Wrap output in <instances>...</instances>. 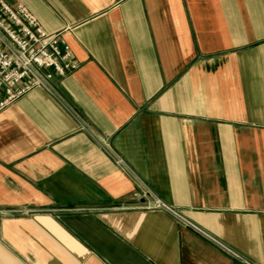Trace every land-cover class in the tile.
<instances>
[{
    "label": "crops",
    "instance_id": "obj_1",
    "mask_svg": "<svg viewBox=\"0 0 264 264\" xmlns=\"http://www.w3.org/2000/svg\"><path fill=\"white\" fill-rule=\"evenodd\" d=\"M4 1L79 66L0 110V264H264V0Z\"/></svg>",
    "mask_w": 264,
    "mask_h": 264
},
{
    "label": "built area",
    "instance_id": "obj_2",
    "mask_svg": "<svg viewBox=\"0 0 264 264\" xmlns=\"http://www.w3.org/2000/svg\"><path fill=\"white\" fill-rule=\"evenodd\" d=\"M78 66L70 45L58 33L46 31L24 5L0 0V110L35 86L48 89L54 76ZM115 162L125 165L122 158ZM148 207L166 205L155 198Z\"/></svg>",
    "mask_w": 264,
    "mask_h": 264
}]
</instances>
